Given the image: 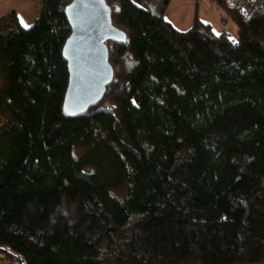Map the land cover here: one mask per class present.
Masks as SVG:
<instances>
[{"label":"trees","instance_id":"1","mask_svg":"<svg viewBox=\"0 0 264 264\" xmlns=\"http://www.w3.org/2000/svg\"><path fill=\"white\" fill-rule=\"evenodd\" d=\"M125 42L85 113L64 111L72 0L0 16V264H264V0H105Z\"/></svg>","mask_w":264,"mask_h":264},{"label":"water","instance_id":"2","mask_svg":"<svg viewBox=\"0 0 264 264\" xmlns=\"http://www.w3.org/2000/svg\"><path fill=\"white\" fill-rule=\"evenodd\" d=\"M66 15L72 33L63 49L70 73L64 111L78 116L103 99L114 77L106 42H125L126 34L114 26L105 0H72Z\"/></svg>","mask_w":264,"mask_h":264},{"label":"rangeland","instance_id":"3","mask_svg":"<svg viewBox=\"0 0 264 264\" xmlns=\"http://www.w3.org/2000/svg\"><path fill=\"white\" fill-rule=\"evenodd\" d=\"M29 1L33 4L34 9L41 10V0ZM13 2V0H5L3 3L8 5ZM195 16L203 22L209 23L217 34L226 32L235 38L238 33L235 23L212 0H172L166 13L167 21L181 31H185L193 25Z\"/></svg>","mask_w":264,"mask_h":264},{"label":"crops","instance_id":"4","mask_svg":"<svg viewBox=\"0 0 264 264\" xmlns=\"http://www.w3.org/2000/svg\"><path fill=\"white\" fill-rule=\"evenodd\" d=\"M5 0H0V16L4 15L10 11H16L20 18V21H23L22 25L25 27H30L34 21L37 13H39V9H34L32 3H29V0H13V4L5 5L3 2ZM1 260V258H0ZM5 264V263H1Z\"/></svg>","mask_w":264,"mask_h":264},{"label":"snow or ice","instance_id":"5","mask_svg":"<svg viewBox=\"0 0 264 264\" xmlns=\"http://www.w3.org/2000/svg\"><path fill=\"white\" fill-rule=\"evenodd\" d=\"M23 23V21H21ZM25 27H27V25H25Z\"/></svg>","mask_w":264,"mask_h":264}]
</instances>
